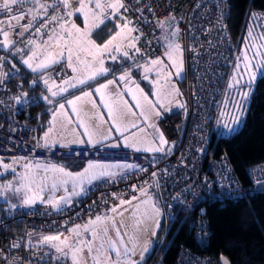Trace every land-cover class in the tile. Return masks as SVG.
I'll return each instance as SVG.
<instances>
[{
	"label": "built area",
	"instance_id": "built-area-1",
	"mask_svg": "<svg viewBox=\"0 0 264 264\" xmlns=\"http://www.w3.org/2000/svg\"><path fill=\"white\" fill-rule=\"evenodd\" d=\"M55 0H40L53 4ZM128 11L123 15L138 29L134 36H140L137 46L141 53L129 51L127 63L135 65L152 59H163L168 40L174 39L182 49L183 72L177 96L184 107L172 108L156 121L159 133L167 143L166 155L160 159H149L141 153L122 146L107 145H51L36 144L35 129L32 126L0 124V159L17 158L21 162L28 159L76 160V161H116L134 164L137 167L114 176H102L88 183L82 193L60 204L49 203L7 207L0 211V264H35L33 259L42 253V248L30 244L31 237L38 234L60 232L99 215L113 207L119 199L155 189L161 216L169 224L177 212L196 210L192 222L194 235L200 248L206 239L201 214L203 204L215 200L222 203L252 192H264V161L258 160L251 166H243L245 180L233 171L224 151H214L209 140L210 120L219 102L222 86L230 64L231 47L225 24L228 18L225 0H123ZM77 5L73 2V8ZM37 7L33 0H26L15 9ZM139 9V10H138ZM63 6L47 9V16L40 15L33 29L23 38L11 35L15 46L25 47L27 40L43 39L49 29L35 34L34 28L51 16L64 14ZM256 22L264 36V11L254 10ZM9 15L0 10V20ZM72 18V17H71ZM31 16H26V23ZM163 24L161 27L160 25ZM6 27V26H5ZM177 32L175 37L170 33ZM167 37V39L165 38ZM3 37L0 36V41ZM14 46V47H15ZM13 49V48H12ZM8 48H0V113L11 107L13 112L24 109L28 100V87L36 86L45 90L43 78L49 83L60 84L68 75L67 64L60 60L47 71L22 73L19 63L11 57ZM15 66V67H13ZM36 81L35 84L32 82ZM27 93V96H23ZM16 97L21 98L17 102ZM143 169V171L141 170ZM152 173H156L155 176ZM135 186V187H134ZM165 231V230H164ZM18 244L19 247H13ZM171 264H218L209 252L193 251L180 244Z\"/></svg>",
	"mask_w": 264,
	"mask_h": 264
},
{
	"label": "snow or ice",
	"instance_id": "snow-or-ice-1",
	"mask_svg": "<svg viewBox=\"0 0 264 264\" xmlns=\"http://www.w3.org/2000/svg\"><path fill=\"white\" fill-rule=\"evenodd\" d=\"M26 0H0V10L4 14H11L15 11V15H9L7 20H0V36L3 37L0 41V48H8L10 51L14 48L16 40L13 39L11 32L16 31V36L23 38L26 32L33 29L34 24L37 21V17L40 15L47 16V9L53 8L55 10L58 6H63L64 14L61 16H51L50 20L45 19L39 23V26L34 28L35 34H41L44 29L49 28V24L56 23L58 31L56 29H49L47 39L43 41V44L37 43L35 39L29 38L27 40L28 45H32L30 53L26 54V58L22 60V63L27 66L32 72H43L47 71L52 65L60 62V59L65 57L67 60V67L72 70L73 73H77L76 77L71 80L65 79L61 84L56 85L53 81L49 84L48 78L42 77V82L45 85V90L51 94V97H56L62 93L68 92L69 88H76L79 85H85L88 80L95 79L97 76H102L109 71L105 65V55L111 60H117L118 56L113 53H122L123 57L129 58V51L125 49H132L135 53H141L142 50L137 46L140 36H134L133 33L137 32L138 29L131 26L132 21L128 20L123 15V12H127V6L123 3V0H55L53 4L40 3V0H33L34 7L29 9L27 13L24 12L23 8L19 10L15 9L14 6L22 5ZM73 2L77 7L73 8ZM123 9V12L121 11ZM139 10V9H138ZM74 14L82 16L83 27L77 25L71 17ZM30 15L31 19L27 20L26 23H21L26 19V16ZM106 21L115 22V31L109 35V38L102 44H98L93 40L92 34L94 31L101 29L105 25ZM119 21H123L120 23ZM6 26V27H5ZM161 27L163 24L160 25ZM172 37L177 35V32L170 33ZM167 39V37H165ZM59 51H56V50ZM16 53H23V49H16ZM81 54H84L90 59H81ZM179 54V59H178ZM262 57V62L257 64H251L247 54H244V68L245 72L249 76V85L256 78V72L253 69L260 70L264 68V54L258 53ZM166 55L171 63L167 66L163 65V62L157 58L146 62L143 66L145 73L144 79H148V73L153 71L156 72L157 77L163 74L166 68H174V75L179 76L182 71V49L180 45L175 42L174 39L168 40ZM255 58V57H253ZM3 59V58H0ZM239 59V58H238ZM38 60V62H36ZM78 65L83 67H78ZM15 67V66H13ZM136 68H140L141 65L136 64ZM237 75L240 74V66L236 65ZM83 74V78L80 75ZM0 75H7L0 73ZM171 75V74H170ZM119 81H123L125 85L128 83H135L131 80V70H126L122 75L118 77ZM74 81V82H73ZM3 81L0 80V84ZM33 84L36 81L32 82ZM157 89L155 95L157 101L154 103L149 97L143 93L142 89L136 86V91L128 88V94L132 95V99L135 101L134 107L141 109L139 115L145 120L151 117H161L162 114L168 111V107L164 103L167 96L170 95L168 89L175 92L177 96L180 95L179 90L175 88V85L170 84L169 77H164L163 81H156ZM235 83H239L236 80ZM116 80H108L106 84H101L99 87L94 89L100 100V105H97L95 99H93L92 91H84L81 96H76L72 100H66L65 103L59 104L52 112V120L49 122L50 127L45 133L43 140L44 144L42 147L49 146V138L53 133L58 118L64 123H61V127L67 130L68 126L75 122L76 127L72 129L74 134L73 140L70 143L84 144L88 143L96 145L107 141L112 135L113 131L120 134L123 137V143L126 147L136 148L137 151V134L133 132L131 136L125 135L130 129H136L138 126L136 123L131 122L129 117H135L136 113L132 111V105H129L126 100L122 97L124 93H116L112 95L108 92L110 86H114ZM65 85L67 87H65ZM230 84L229 87H233ZM53 87L58 90L54 91ZM23 96H27V93H23ZM244 100L247 99L248 93H241ZM17 102H21L20 97L15 98ZM42 100L47 101L49 104L53 103L48 96H42ZM90 103L93 111L91 115L88 112H84L81 105L84 103ZM169 104L172 101H168ZM176 106L184 107L179 101H175ZM67 106V107H66ZM103 106L107 109L108 120L104 119V114L98 111L99 107ZM237 112H240L243 107L240 101L235 104ZM69 111L74 114L69 115ZM225 113H221V116ZM83 117V118H82ZM92 121V123H88ZM240 123L239 116H233L229 123L223 125L227 133L235 131V126ZM108 125L105 129L104 126ZM156 130L158 134L160 147H146V151H157L163 152V145L167 143L164 140L163 134L159 133L155 123L149 125ZM83 129L82 133L76 134V129ZM140 132H144V129H140ZM83 137V138H81ZM55 143V141H53ZM119 146V145H113ZM3 167L8 169L11 167L9 164H4ZM27 171L24 174L23 183L20 187H13L11 183L4 185L3 187L7 190L15 193L24 192L23 204L31 205L34 204L38 199H41V193L44 191V181L48 179L47 176L41 177L40 180H36L35 177L38 175L34 171V167H43L45 173H51L52 188L55 189L57 184H67L69 181L72 182L74 187L80 186L83 190L82 185L85 183H91L93 180L98 179L102 176H114L115 173L111 172L110 169L118 167L121 169H129L137 167L134 164H120L110 165L103 164L98 161H89L87 167L82 173H72L67 171L64 167L56 165H39L33 166L31 164H25L24 166ZM143 171V169H141ZM153 176L156 173H152ZM259 184L264 186V181H258ZM135 187V186H134ZM143 192V190L141 189ZM78 194V193H77ZM147 196L146 192H143ZM136 196H133L129 200L119 199V204L114 205L109 211L113 213V216H96L95 220H90L88 224L83 226L75 225L71 229H68V235L64 233H58L56 235L43 236L41 243L50 244L52 248L66 257L71 258L72 264H86L84 261L83 254L85 251L91 256L93 264H140L144 260L145 254L149 251L148 244L145 242L139 255L140 260L132 259V256L136 254L138 247V238L133 235L130 236L128 241H124V237L121 235V225L127 227L124 220V213L129 211V207L132 208L131 216L137 217L140 213L141 204L145 206L144 212L141 214L142 219H135L136 228L145 223L148 219H152L159 215V210L152 203L151 197L141 201L140 204L133 206V201L137 200ZM65 198L61 197L59 200L49 198L48 203L54 207H58L61 201ZM128 205L129 207H125ZM11 207L15 208L16 205ZM150 209V213H149ZM116 216L121 217L119 221L115 219ZM154 227H159V221H154ZM91 232V239H85L83 232ZM142 230V229H141ZM114 231L119 239L111 238L108 233ZM135 231V229H134ZM127 235V233H124ZM152 235H155V231H152ZM100 241L99 245L95 242ZM107 245V247L105 246ZM13 247H19L18 244H14ZM121 247L123 250H121ZM109 250L114 251L116 259L112 260ZM123 258V259H122ZM221 264H228L226 258L221 257Z\"/></svg>",
	"mask_w": 264,
	"mask_h": 264
},
{
	"label": "trees",
	"instance_id": "trees-1",
	"mask_svg": "<svg viewBox=\"0 0 264 264\" xmlns=\"http://www.w3.org/2000/svg\"><path fill=\"white\" fill-rule=\"evenodd\" d=\"M225 2L228 12L225 29L231 47L230 57H232L238 51L247 32L262 34L254 10L264 11V0H225ZM74 16L76 14L72 17ZM112 27L114 22L106 21L101 29L94 32L100 31L101 36L99 35L98 38H102ZM10 55L19 63L22 73L30 72L19 62L16 54ZM230 65L227 67L228 71ZM225 80L226 77L224 82ZM177 84L179 87L180 79ZM27 89L29 97L24 109L13 112L11 107H8L0 113V124H23L32 126L35 131L42 127L44 120L41 119L46 115V105L40 100H34V96L41 90L36 86ZM218 103L210 120L209 140L213 143L215 152L220 150L225 152L235 174L241 180H245L243 166H251L258 160L264 161V72L253 80L241 124L234 132L227 135L214 134L213 122ZM166 152L149 159H160L166 155ZM7 207L11 206L0 205V211ZM195 216V209L177 212L169 224L161 216L155 237L150 240L149 251L140 264H171L180 244L189 246L195 252L200 250L209 252L216 261L219 255H223L229 264H264V192L247 193L222 203L215 200L205 202L201 217L207 237L201 248L192 228ZM53 233L60 232L48 234ZM42 235L46 234H38L30 239V244L42 248V253L35 256L33 261L35 264H52L51 247L48 244L38 243V238Z\"/></svg>",
	"mask_w": 264,
	"mask_h": 264
},
{
	"label": "crops",
	"instance_id": "crops-1",
	"mask_svg": "<svg viewBox=\"0 0 264 264\" xmlns=\"http://www.w3.org/2000/svg\"><path fill=\"white\" fill-rule=\"evenodd\" d=\"M56 29V28H55ZM42 44V42H38ZM32 45H28V53L32 50ZM13 55L16 54L13 49L10 51ZM125 58V57H124ZM105 59V67L109 69L107 73H105L102 76H97L95 79L88 80L85 85H79L76 88H69L68 92L62 93L61 95H58L56 97H51V94L47 92L46 90L40 91L38 94L34 96V100H40L46 105V115L43 117V125L39 130L35 131V137L34 140L37 145H43L44 140L43 137L45 133L48 131L50 124L49 122L52 120V112L58 108L59 104L65 103L66 100H72L76 96H81L84 91H92L93 92V99H95L97 105H100V100L97 94L94 92V89L99 87L101 84H106L108 80H116V84L114 86H110L108 89V92L112 95H115L116 93H124L122 99L126 100L129 105H132V111L136 113L135 117H129V120L131 122H134L137 124L136 129H130L125 135L131 136L133 132L137 134V148L140 150L137 151L136 148L132 147H127L130 148L134 151H137L144 155L145 157H155V156H161L165 154L167 151V148L165 144L163 145L164 151L163 152H157V151H146L145 148L152 146V147H160L161 145L159 144V139H158V134L155 129L150 127L149 125L152 123L156 124L157 117H151L148 120H145L143 117L139 115L141 109L134 107L135 101L132 99V95L128 94L127 89L131 88L133 91H136V86L138 85L139 89L143 90V93L146 94L150 100H152L154 103L157 101V97L155 95L156 89L153 85L150 84L149 81H146L145 79L142 78V76H133L131 75V80L134 81L135 83H128L125 85L123 81H119L118 77L122 75L126 71V67L129 66L130 64L127 63L126 59L125 61L117 59V60H111L107 56L104 57ZM60 60H63L67 64L66 58H62ZM161 61H165V56H163V59ZM21 63V62H20ZM22 64V63H21ZM136 65V64H135ZM24 66V65H23ZM26 67V66H24ZM78 67H83L78 65ZM26 69H28L26 67ZM28 71L32 72L30 69ZM153 74V72L149 73ZM228 74V73H227ZM78 74L73 73L72 70L69 68V75L65 79L71 80L73 77H76ZM80 78H83V74L80 75ZM64 79V80H65ZM176 81V80H175ZM74 82V81H73ZM178 82V80H177ZM176 84V89H178V84ZM49 84H52L51 82ZM61 84V83H60ZM59 85V84H56ZM65 87H67L65 85ZM53 90L56 91L58 90L57 88L53 87ZM42 96H48L51 100H53L52 104H49L47 101H44L41 99ZM178 100V97L175 92L172 93V95H168L167 99L164 101L165 104H169L168 101H172L170 104L172 108H176L175 101ZM179 101V100H178ZM180 103V101H179ZM67 107V106H66ZM81 107L83 108L84 112H88L90 115L93 111H96L95 109H92L91 104L84 102ZM98 111L102 114H104V119L108 120L107 116V109L104 108L103 106H100ZM69 115H72L74 117V114L69 111ZM83 118V117H82ZM61 123H64V121H61L59 118L57 120L56 127L51 134L49 138V146L51 145H70V144H76V143H70L69 141L73 140L74 134L72 133V129L76 127L75 122L71 125L68 126L67 130L61 127ZM88 123H92V121H88ZM108 125H105L104 128L106 129ZM140 129H144V132H140ZM83 129L77 128L76 129V134L82 133ZM83 138V137H81ZM55 141V143H53ZM76 145H91L88 143L84 144H76ZM96 145H107V146H113V145H119L122 147H126L123 143V137L120 136L119 133L113 131L112 135L109 137L107 141H103L102 143L96 144ZM48 146V147H49ZM89 161H98L103 164H110V165H120V164H125L122 162H116V161H99V160H88V161H76V160H40V159H28L23 162L18 160L17 158H3L0 159V181L5 183L9 181H13L14 177L17 176L19 178L18 181H21L23 183V177L27 169L24 167L25 164H31L33 166H36L37 164L43 166V165H56V166H61L64 167L67 171L72 172V173H82L85 167H87V164ZM4 164H9L11 165L10 168L5 169L3 167ZM126 169H121L118 167H114L110 169L111 172H121ZM34 171L38 173V175L35 177L36 180H40L41 177L47 176L48 179L44 181V191L41 193V199H38L35 203H48V199L54 198L56 200H59L61 197H64L65 200L61 201L60 204L66 203L69 200L79 196L82 191L84 190L85 186L88 184L86 181L82 185L83 190H81L80 186L74 187L72 182L69 181L67 184H57L56 188H52V180H51V173H45L43 170V167H34ZM148 191V190H147ZM144 191V192H147ZM78 193V194H77ZM143 193V192H140ZM137 193L135 195L130 196L127 199L124 200H129L133 196H137ZM119 203V202H118ZM117 203V204H118ZM59 204V205H60ZM16 206H24L23 203L17 204ZM53 206V205H52ZM108 210V209H107ZM105 210L104 212H106ZM88 220V219H87ZM79 225V224H78ZM82 225V223L80 224ZM74 227V226H73ZM72 228V227H71Z\"/></svg>",
	"mask_w": 264,
	"mask_h": 264
},
{
	"label": "rangeland",
	"instance_id": "rangeland-1",
	"mask_svg": "<svg viewBox=\"0 0 264 264\" xmlns=\"http://www.w3.org/2000/svg\"><path fill=\"white\" fill-rule=\"evenodd\" d=\"M78 6V5H77ZM76 6V7H77ZM77 25H79L80 27H83V19L81 15L76 14V16L71 18ZM120 23H123V21H119ZM56 30L58 31V27H56ZM115 31V22H114V27H112V29H110L108 31V33L106 35H104L102 38H98V36L100 34V31L94 32L92 34V39L95 40L98 44H102L105 40H107L109 38V35ZM47 39L43 38V39H35L38 42H42ZM16 49H23V53H16ZM16 53V56L19 60V62L22 63V60L26 58V54H28V44L25 47H19V46H15L13 49ZM56 51H59L58 49ZM167 51V50H166ZM30 53V52H29ZM247 54L249 61H251V64L255 65L258 62H262V57L261 55H259L258 53L264 54V36L262 34H258L257 33H252L251 31L247 32L246 36L244 37L243 41L241 42V45L238 49L237 52H235L232 57H230V68L228 71L226 80L224 82L223 85V91L221 92L220 95V99H219V103L217 105V110L215 112V120L213 122V129H214V134L215 135H227L229 133H227L223 127V125L225 123H229L231 121V118L233 116H239V120L240 123L235 126V129L241 124V121L243 119V115L249 100V96L251 93V89H252V83L249 85V76L248 74L245 72V68H244V54ZM66 53H65V58H66ZM113 55H117L119 61L120 60H124L125 58L123 57L122 53H113ZM107 56V55H105ZM165 56V61L163 62V65L167 66L171 63V61L168 60V57L166 55V52L164 54ZM255 57V58H253ZM179 54H178V59H179ZM239 58V59H238ZM81 59H90L87 58L84 54H81ZM162 60V59H160ZM38 62V60L36 61ZM129 64V63H128ZM146 64L145 63H139V65H141L140 68H136L135 65H129L127 66L125 69L126 70H131V75L133 76H142V78L144 79L145 73L143 71V66ZM240 66V74L237 75V71H236V65ZM22 65H24L22 63ZM26 66V65H24ZM27 67V66H26ZM254 72H256V76L261 74L262 72H264V68L260 69V70H256L253 69ZM182 72H183V63H182V71L181 74L179 76L174 75L175 73V69L174 68H166L163 71V74L160 77H157L156 72L153 71V74H147L148 75V79H145L146 81H149L151 85H153L155 88H157V84L155 83L156 81H163L164 77H169V82L170 84L175 85L176 88V84L175 82H177V80H179L182 77ZM171 74V75H170ZM176 80V81H175ZM236 80H239V83H235ZM230 84H233V87H229ZM168 91L170 92V94L172 95L173 91H171V89L169 88ZM248 93L247 99L244 100L242 98L241 93ZM237 101H240L243 105V107L241 108L240 112H237L235 104ZM225 113V115L221 116V113ZM152 158V157H149ZM13 181H9V183H11L13 185V187H20L21 186V181H18L19 178L17 176H15L13 178ZM8 182H1L0 181V205L2 206H12V205H17V204H21L23 203V196H24V192L21 191L20 193H15L13 191L7 190L5 189L3 186L9 184ZM147 196H145L143 193L138 194L136 197L138 198L137 200L133 201V206L136 204H140L141 201L148 199L149 197H151L152 203L155 205V207L159 210V203H158V198L157 195L155 193V189H151L148 190L147 192ZM119 204V203H118ZM125 207H129L128 205H125ZM112 207L108 208V210L106 212H101L99 215L97 216H113L114 214L111 213L109 210ZM145 210V206L141 204V208H140V213L137 214V217L133 218L131 216V212H132V208L129 207V211L124 213V220H125V224L127 225V227L121 225V235L124 237V241L127 242L130 236H137L138 238V247H137V251L136 254L132 256V259L134 260H140V251L143 248L145 242H147L148 244V248L150 245V240H153V237H155V235H152V231H156L158 228L154 227V221H159L160 222V210H159V215L153 217L152 219H148L145 223H143L139 229L136 228L135 225V219H142L141 214L144 212ZM149 213H150V209H149ZM96 216L93 218H90L88 220H86L85 222L82 223L81 226L88 224V222L90 220H95ZM115 219L117 221H119L121 219V217L116 216ZM80 225V224H79ZM135 229V231H134ZM142 229V230H141ZM165 230V229H164ZM81 231L83 232V228H81ZM124 233H127V235H124ZM58 233H53V234H46V235H42L41 238H38V243L39 244H46V243H41L42 237L43 236H47V235H56ZM69 233L65 234L68 235ZM84 238L85 239H91V232H83ZM108 235L113 238V239H119V237L116 236L114 231H110L108 233ZM35 243V242H34ZM97 245H99L100 241H96L95 242ZM50 247L51 245L48 244ZM107 247V245H105ZM52 255L50 256V262L52 264H72L71 258L66 257L60 253H57L56 250L54 248H52ZM121 250L122 247H121ZM109 254L111 255L112 260L116 259V254L114 251L109 250ZM84 256V261L86 262V264H93V261L91 259V256L87 253V251H85V253L83 254ZM123 259V258H122Z\"/></svg>",
	"mask_w": 264,
	"mask_h": 264
},
{
	"label": "water",
	"instance_id": "water-1",
	"mask_svg": "<svg viewBox=\"0 0 264 264\" xmlns=\"http://www.w3.org/2000/svg\"><path fill=\"white\" fill-rule=\"evenodd\" d=\"M221 257H224V258H226L225 256H223V255H219L218 257H217V262H218V264H221ZM39 260L41 259V260H43V259H46V258H38ZM228 261V260H227ZM228 264H229V262H228Z\"/></svg>",
	"mask_w": 264,
	"mask_h": 264
},
{
	"label": "bare ground",
	"instance_id": "bare-ground-1",
	"mask_svg": "<svg viewBox=\"0 0 264 264\" xmlns=\"http://www.w3.org/2000/svg\"><path fill=\"white\" fill-rule=\"evenodd\" d=\"M230 65V64H229ZM222 92V91H221Z\"/></svg>",
	"mask_w": 264,
	"mask_h": 264
}]
</instances>
